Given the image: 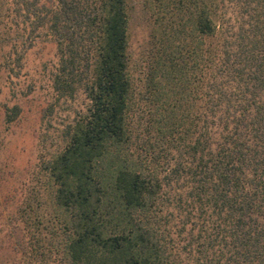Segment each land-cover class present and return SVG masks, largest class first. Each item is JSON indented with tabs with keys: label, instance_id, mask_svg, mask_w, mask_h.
<instances>
[{
	"label": "trees",
	"instance_id": "16d2710c",
	"mask_svg": "<svg viewBox=\"0 0 264 264\" xmlns=\"http://www.w3.org/2000/svg\"><path fill=\"white\" fill-rule=\"evenodd\" d=\"M20 4L35 10L37 36L45 30L58 46L56 90L84 101L65 149L46 167L55 203L67 213V262L176 264L158 229L147 226L160 177L129 146L142 125L130 119L128 0ZM185 8L192 50L167 36L159 76L147 71L141 93L155 109L149 144L183 142L166 172L178 188L174 198L195 204L212 264H264V0H188ZM174 9L175 23L184 16L183 7ZM202 76L195 104L189 84Z\"/></svg>",
	"mask_w": 264,
	"mask_h": 264
},
{
	"label": "rangeland",
	"instance_id": "374dc122",
	"mask_svg": "<svg viewBox=\"0 0 264 264\" xmlns=\"http://www.w3.org/2000/svg\"><path fill=\"white\" fill-rule=\"evenodd\" d=\"M187 4L188 0H128L134 101L130 119L133 127L142 125L129 146L141 156L148 172H156L161 180L158 204L147 226L158 229L160 241L176 264H212V252H205L199 237L202 223L195 218V204L184 196H179L183 201L174 198L178 188L166 172L169 158L183 142L150 147L146 131L154 122L151 112L155 114V109L148 111L149 104H144L141 95L147 71L159 76L167 36L186 39L192 50L188 15L184 14ZM174 7H183L184 16L175 23ZM29 9L20 0H0V264H69L63 253L67 213L55 203L56 187L46 167L65 149L84 101L79 92L67 97L56 90L58 46L45 30L40 36L33 31L35 10ZM182 24L185 30L180 34L177 30ZM199 81L189 84L190 98L205 88L204 76ZM194 101L198 104V98Z\"/></svg>",
	"mask_w": 264,
	"mask_h": 264
}]
</instances>
